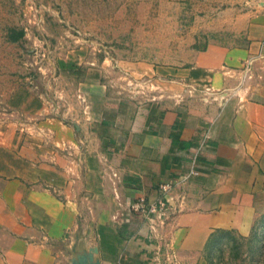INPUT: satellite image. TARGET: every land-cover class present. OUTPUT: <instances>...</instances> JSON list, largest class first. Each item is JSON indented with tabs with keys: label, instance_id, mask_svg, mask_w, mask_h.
Returning <instances> with one entry per match:
<instances>
[{
	"label": "crops",
	"instance_id": "0c3cea01",
	"mask_svg": "<svg viewBox=\"0 0 264 264\" xmlns=\"http://www.w3.org/2000/svg\"><path fill=\"white\" fill-rule=\"evenodd\" d=\"M249 1L229 12L225 24L208 23L210 31L242 35L240 41H207L188 65L119 63L117 80L130 70L157 94L134 103L113 97L101 70L86 67L73 86L86 99L83 113L77 105L70 118L51 119L52 141L3 126L0 264H76L89 252L98 264H153L156 239L130 204L152 197L157 183L176 179L191 163L196 175L169 192L181 210L160 231L178 264H212L210 251L221 240L253 235L264 193V1L255 8ZM72 52L57 57L58 69L80 66L81 52ZM258 52L253 76L225 102L200 97L206 88L233 86L225 70ZM22 79L26 87L13 86L3 103L37 115L42 96L51 93ZM186 84L195 87L191 95Z\"/></svg>",
	"mask_w": 264,
	"mask_h": 264
},
{
	"label": "rangeland",
	"instance_id": "374dc122",
	"mask_svg": "<svg viewBox=\"0 0 264 264\" xmlns=\"http://www.w3.org/2000/svg\"><path fill=\"white\" fill-rule=\"evenodd\" d=\"M262 1L250 0V7L255 8ZM244 9L245 0H0V130L9 124L22 135H50L52 141L54 131L48 126L51 119L64 121V116L68 118L77 105L83 113L86 99L73 86L86 67L101 70L103 82L106 81L103 84L113 97L119 95L134 103L155 95L159 91L145 88L149 85L147 79L128 74V69L122 71L127 73L122 75L124 79L117 80L119 63L188 65L192 53L207 41H240L242 35L210 31L208 23L213 20L225 24L229 12ZM202 27L204 32L197 30ZM9 28L21 30L22 37L9 42ZM35 50L37 54H33ZM71 50L74 54L81 52L83 62L73 72L66 63L65 68L58 69L57 57ZM42 51L53 60L55 77H50V66L40 61ZM37 67L45 73L38 74ZM24 76L39 83L38 93L42 86L49 89L50 100L61 99L56 112H49L51 102L47 98L39 100L41 112L37 115L6 108L4 96L16 84L26 87ZM63 77L67 84L61 81ZM63 83L70 91L75 89L72 96V92L67 94V99ZM39 125L44 128H37ZM260 196L253 235L241 237L233 233L221 240L210 251L212 264H264V193Z\"/></svg>",
	"mask_w": 264,
	"mask_h": 264
},
{
	"label": "built area",
	"instance_id": "2783aa9c",
	"mask_svg": "<svg viewBox=\"0 0 264 264\" xmlns=\"http://www.w3.org/2000/svg\"><path fill=\"white\" fill-rule=\"evenodd\" d=\"M37 53L38 51L35 50L33 54ZM260 56L261 54L259 52L249 54L241 59L240 63L236 67L225 70V73L229 77H233L235 79V84L233 86L226 87L220 90L206 88L201 91L203 92V94L202 96L200 94V97H202V99H206L209 97L218 101L219 103L225 102L231 95H233V93L237 89L244 86L247 80L251 79L254 74V62ZM39 59L40 61L45 62L48 64V66H50V77H55L53 60L51 59V57L45 54L44 51H42L40 52ZM37 71L38 74L45 73L44 69L41 70L40 67H37ZM28 82L35 91L39 90V85L32 79H28ZM194 90L195 87L193 85H185L184 92H187L189 95H191ZM42 99L45 98L42 96ZM59 100H61L59 97H53V99L51 100L48 99V101L51 102L49 104V112L50 110H54V112H56V110L59 108ZM38 120L42 121V119ZM37 128L42 129L44 127L39 125ZM38 137L43 138L41 140L42 142H49L50 139V135L46 136L42 134ZM53 146L58 147L57 145ZM59 147H61L66 152V154L69 153V151L67 150L70 149V146H68L65 142H63ZM195 175L196 171L193 169L191 163L188 169L184 173L180 174L176 179L172 181L168 180L157 183L154 195L152 197L148 198L145 195H139L130 204V211L139 216L145 223L149 237L156 239L155 249L153 250V254L149 259L153 264H178L177 256L174 250L169 247L166 242L162 241L160 237V231L165 228L168 220L172 217V215L181 210L179 203H174L171 201L172 195L169 194V192L174 188L181 189V187ZM176 195L180 200L183 197L179 193Z\"/></svg>",
	"mask_w": 264,
	"mask_h": 264
},
{
	"label": "water",
	"instance_id": "95a60500",
	"mask_svg": "<svg viewBox=\"0 0 264 264\" xmlns=\"http://www.w3.org/2000/svg\"><path fill=\"white\" fill-rule=\"evenodd\" d=\"M95 250L96 249L94 247L91 248V251H95ZM77 261L78 262L76 264H98L96 260L93 261L91 252L78 257Z\"/></svg>",
	"mask_w": 264,
	"mask_h": 264
},
{
	"label": "trees",
	"instance_id": "16d2710c",
	"mask_svg": "<svg viewBox=\"0 0 264 264\" xmlns=\"http://www.w3.org/2000/svg\"><path fill=\"white\" fill-rule=\"evenodd\" d=\"M22 31L15 32L14 29L9 28L7 31V40L9 41H17L19 38L22 37ZM213 241V240H212Z\"/></svg>",
	"mask_w": 264,
	"mask_h": 264
}]
</instances>
